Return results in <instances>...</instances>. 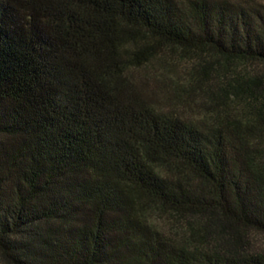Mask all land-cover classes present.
Masks as SVG:
<instances>
[{
	"label": "trees",
	"instance_id": "obj_1",
	"mask_svg": "<svg viewBox=\"0 0 264 264\" xmlns=\"http://www.w3.org/2000/svg\"><path fill=\"white\" fill-rule=\"evenodd\" d=\"M259 238L264 0H0V264H264Z\"/></svg>",
	"mask_w": 264,
	"mask_h": 264
},
{
	"label": "rangeland",
	"instance_id": "obj_2",
	"mask_svg": "<svg viewBox=\"0 0 264 264\" xmlns=\"http://www.w3.org/2000/svg\"><path fill=\"white\" fill-rule=\"evenodd\" d=\"M168 57V56H167ZM176 57V55L173 53V55L171 57H169L171 60L172 58ZM157 68V70H155V72L161 71L162 73H160V75L162 77H165L168 81L171 79H181L183 78L185 72H184V66L186 64V62L182 61L179 62L178 64H162L160 63L158 60L153 62ZM161 225L164 226L165 228L170 227L169 223H166L164 220L160 221ZM260 239V243H263L264 238H259Z\"/></svg>",
	"mask_w": 264,
	"mask_h": 264
}]
</instances>
